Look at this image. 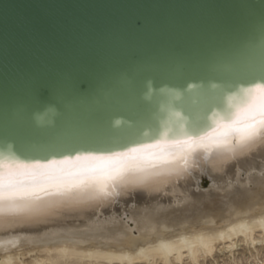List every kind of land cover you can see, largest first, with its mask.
<instances>
[{
	"label": "water",
	"instance_id": "1",
	"mask_svg": "<svg viewBox=\"0 0 264 264\" xmlns=\"http://www.w3.org/2000/svg\"><path fill=\"white\" fill-rule=\"evenodd\" d=\"M261 66L264 0H0V156L51 158L74 129L146 139Z\"/></svg>",
	"mask_w": 264,
	"mask_h": 264
},
{
	"label": "bare ground",
	"instance_id": "2",
	"mask_svg": "<svg viewBox=\"0 0 264 264\" xmlns=\"http://www.w3.org/2000/svg\"><path fill=\"white\" fill-rule=\"evenodd\" d=\"M116 191L103 202L0 216V264H206L221 250L244 264L239 246L264 248V143L228 160L201 153L186 168Z\"/></svg>",
	"mask_w": 264,
	"mask_h": 264
},
{
	"label": "snow or ice",
	"instance_id": "3",
	"mask_svg": "<svg viewBox=\"0 0 264 264\" xmlns=\"http://www.w3.org/2000/svg\"><path fill=\"white\" fill-rule=\"evenodd\" d=\"M233 88V94L210 100L203 115L154 123L146 139L134 132L97 137L74 129L47 145L56 153L51 158L0 156V216L55 203L107 201L119 195L117 188L186 168L198 154L228 160L248 153L264 143V66L258 77L250 73L243 87Z\"/></svg>",
	"mask_w": 264,
	"mask_h": 264
},
{
	"label": "rangeland",
	"instance_id": "4",
	"mask_svg": "<svg viewBox=\"0 0 264 264\" xmlns=\"http://www.w3.org/2000/svg\"><path fill=\"white\" fill-rule=\"evenodd\" d=\"M210 186H211L210 180L204 178L203 182H201L202 190H207L209 189ZM251 252L255 257H259L261 260H264V248L260 250L259 254H257L253 249L249 250L247 246H239L238 250L234 252L235 258L236 260H240L244 264H247L248 261H254L255 257H252ZM230 257L231 254L226 250L217 251L215 255V260L210 259L206 264H231L233 258ZM27 261H31V259H27ZM185 264H190V263L188 261H185Z\"/></svg>",
	"mask_w": 264,
	"mask_h": 264
}]
</instances>
